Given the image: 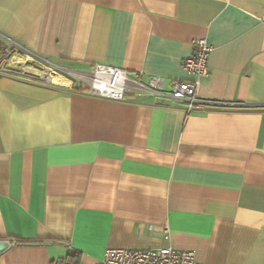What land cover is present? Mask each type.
I'll return each mask as SVG.
<instances>
[{"label":"crops","instance_id":"0c3cea01","mask_svg":"<svg viewBox=\"0 0 264 264\" xmlns=\"http://www.w3.org/2000/svg\"><path fill=\"white\" fill-rule=\"evenodd\" d=\"M197 38L212 50L192 109L0 68V264L163 246L264 264V0H0V39L25 54L167 91L197 78L183 65Z\"/></svg>","mask_w":264,"mask_h":264},{"label":"built area","instance_id":"2783aa9c","mask_svg":"<svg viewBox=\"0 0 264 264\" xmlns=\"http://www.w3.org/2000/svg\"><path fill=\"white\" fill-rule=\"evenodd\" d=\"M18 47H20L18 45ZM21 48V47H20ZM212 50L211 45L208 44L205 38L195 39V48L191 55L185 58L184 67L190 73L197 76L195 80H179L175 79L171 83V90L164 89L165 78L161 75H154L151 77L150 83L145 84L140 80L131 77L128 72L120 67L97 63L91 69L95 74L110 75L113 79V87H99L96 83L91 84L90 92L102 97L110 99H124L126 93L132 89H145L147 91L155 92L158 95L166 96L168 100L175 103L181 101L186 103L188 109H192L200 101L197 96L198 79L208 75L209 56ZM28 54V53H27ZM23 57V55H20ZM45 60V59H44ZM49 61V60H46ZM27 61L25 59H17L15 63L8 59L0 61L1 69L16 70L20 74H34L33 70L25 67ZM50 62V61H49ZM54 64L53 62H51ZM20 64V65H18ZM90 71V70H89ZM39 75V74H38ZM49 81H52V75H39ZM118 77H123V83H116ZM128 80V81H127ZM135 84V85H133ZM19 240L10 238L6 243L11 246L18 243ZM104 264H205L197 259L196 251L194 249H179L172 246L152 247V248H128V247H109L106 249L103 256ZM61 264H68L64 260Z\"/></svg>","mask_w":264,"mask_h":264},{"label":"rangeland","instance_id":"374dc122","mask_svg":"<svg viewBox=\"0 0 264 264\" xmlns=\"http://www.w3.org/2000/svg\"><path fill=\"white\" fill-rule=\"evenodd\" d=\"M0 61L2 59H8L9 61H12L15 63L17 59H25L26 64L25 67L27 69L33 70L37 76L45 74V75H52L53 81H58L57 78L54 76H67L74 80V82L77 83L78 87H84L88 90L91 89V80L92 78L88 75V81L78 76L74 71H83V70H91L92 68H81L80 66H77L76 63H73L72 61H61V62H55L52 64L49 61H46L44 59L36 58L33 55L25 54L26 52L18 47V45H14L13 43L6 42L0 39ZM20 55H23L20 56ZM55 64H59L62 66H66L68 69H61L57 67ZM20 65V64H18ZM39 71V72H38ZM30 75V73H27ZM26 74V75H27ZM39 74V75H38ZM27 75V76H28ZM47 80V79H45ZM49 81V80H47ZM145 81V80H144ZM149 83V82H148Z\"/></svg>","mask_w":264,"mask_h":264},{"label":"bare ground","instance_id":"6f19581e","mask_svg":"<svg viewBox=\"0 0 264 264\" xmlns=\"http://www.w3.org/2000/svg\"><path fill=\"white\" fill-rule=\"evenodd\" d=\"M84 72L86 74H88L91 78H93V80L91 81V83L94 82V83L97 84V86L103 87V88H107V87H110V86L113 87V85H112L113 79H112V77L110 75L95 74L91 70L90 71L89 70H83V71H81V73H84ZM123 80H124L123 77H118L116 79V83L117 82L118 83H123ZM133 85H135V84H133Z\"/></svg>","mask_w":264,"mask_h":264},{"label":"trees","instance_id":"16d2710c","mask_svg":"<svg viewBox=\"0 0 264 264\" xmlns=\"http://www.w3.org/2000/svg\"><path fill=\"white\" fill-rule=\"evenodd\" d=\"M80 257H81V253L79 251L70 253L68 255V264H79Z\"/></svg>","mask_w":264,"mask_h":264},{"label":"water","instance_id":"95a60500","mask_svg":"<svg viewBox=\"0 0 264 264\" xmlns=\"http://www.w3.org/2000/svg\"><path fill=\"white\" fill-rule=\"evenodd\" d=\"M55 65L57 67L61 68V69H66L67 70V68L63 67L62 65H59V64H55ZM5 246H6L5 242L0 241V251L3 250L5 248Z\"/></svg>","mask_w":264,"mask_h":264}]
</instances>
